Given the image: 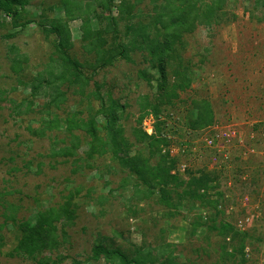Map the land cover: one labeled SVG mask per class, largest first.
I'll return each instance as SVG.
<instances>
[{"label": "rangeland", "instance_id": "1", "mask_svg": "<svg viewBox=\"0 0 264 264\" xmlns=\"http://www.w3.org/2000/svg\"><path fill=\"white\" fill-rule=\"evenodd\" d=\"M168 1L185 8V22L178 12L161 14L167 0L3 1L0 264H36L15 249L24 236L23 224L33 226L41 214H51L44 220L53 248L40 255L47 264H151V259L158 264L169 257L174 264H227L228 254L240 244L253 254L264 248V200L258 193L264 160L253 155L243 161V148L230 149L225 157L224 149L204 143L230 126L249 146L264 151V0ZM111 19L118 23L119 42L134 47L128 58L117 56L100 66L86 87L74 76V83L63 81L58 85L63 97L55 103L50 90L33 93L37 78L66 70L50 27H66L67 53L89 75L97 54L115 42L116 35L105 32ZM129 25H141L147 35L125 33ZM171 32L180 36L170 64L154 63L148 50L136 49ZM97 33L106 44L99 51L93 47ZM96 84L100 100L94 95ZM101 106L114 108L115 117L98 113ZM55 118V128L48 129ZM88 118L96 138L88 127L66 132L68 123L82 126ZM150 136L164 142L152 146ZM113 140L127 144L130 158L137 153L151 158L157 165L154 186L142 185L120 166L116 159L123 154L113 156ZM64 147L71 152L65 157L59 151ZM161 155L176 160L174 167L158 169ZM199 178L208 181L199 190L204 200L183 195L188 181ZM162 191L169 194L171 207ZM219 191L221 205L209 208ZM245 215L252 222L248 236H234ZM97 244L111 253L95 255Z\"/></svg>", "mask_w": 264, "mask_h": 264}, {"label": "trees", "instance_id": "2", "mask_svg": "<svg viewBox=\"0 0 264 264\" xmlns=\"http://www.w3.org/2000/svg\"><path fill=\"white\" fill-rule=\"evenodd\" d=\"M3 1L6 0H0V7L4 4ZM9 1V0H8ZM106 2H108L109 4H111V0H106ZM108 4V5H109ZM178 7V6H177ZM7 14H10L11 9L9 6H5L3 8ZM162 9L165 10L164 13H161L162 15H165L166 12H178V16L183 18V21L185 22L186 20V12H185V8H173V6L170 4V2L167 0V2L164 3V5L162 6ZM18 14L17 12L13 13V21H14V25H18L17 20H18ZM115 19H111V23L108 24L105 32L107 33H111L113 35V33L116 35L115 38H113V40L115 39L114 44H111L110 48L112 49H108V51L105 50H101V51H105L102 55L97 54V58L95 60V62L90 66L91 68V73L89 75H85L80 67L78 62H76L75 60H73L67 53V48L69 46V40H70V34L67 31L66 27L63 25H59V26H52L49 28V32L51 34L55 35V39H54V48H55V53L59 56L60 61H62V66L66 68L65 71L60 72V73H56V74H50L48 79H42L41 77L37 78V82L32 86V91L34 94L39 95L40 93L44 92L46 93V91L50 90L52 93V99L51 102L55 103L60 97H63V93L61 91H59V86L61 85V83L63 81L65 82H69V83H74V81H72V77L74 76V78L76 79H80L82 80L81 82L83 83L82 86L86 87L88 85V83H90L91 81H93L92 77L93 75H96L97 73V69L100 68V66H105L106 63H110L115 57L119 56V57H123L125 56L126 58H128V54H130V52L132 51V48H134L132 45L129 48L130 45H126L123 42H119V39L121 38L117 29V21H114ZM160 18L156 17V21L155 23H160ZM28 24V22H23L21 24L22 27H26V25ZM183 24H177V28L178 29H182L183 28ZM160 29H164V26L161 25ZM158 29V30H160ZM133 32V34L135 36L138 35V37L140 38L142 35H147V33H144V28L139 25L138 27H134L132 25H129L126 27V32ZM144 33V34H143ZM97 37V42L93 43V47L95 45L96 46V51H99L101 47H103L106 44H103L105 42L101 43V37L99 36ZM169 36L166 38V35L164 34L163 40H155V41H151L150 44L148 45V43L146 41L142 42L141 45L137 47L136 49L146 51V53H148V55L150 57H152V62L156 63V62H164V66L167 64H170V60L173 59L176 55L175 53V49H174V44H175V39L179 38L180 33L176 32V33H168ZM144 38V37H143ZM169 38V39H168ZM135 40L137 39H133L131 41H129L128 43L133 44V42H135ZM164 41H168L169 44L164 43ZM151 47V48H150ZM113 48L115 51H117V54H113ZM94 49V48H93ZM94 49V50H95ZM108 56V58L106 60H104V57ZM73 69L74 72H70V70ZM76 72V74H75ZM164 73V71H163ZM185 79V78H183ZM95 83V82H94ZM59 85V86H58ZM96 89L94 91V95L95 97L100 100L99 95L97 94V91H99L101 89V87L96 84L95 85ZM43 89V90H42ZM17 109H20L21 105L16 106ZM29 108V105H28ZM98 113L104 115L105 117H115L114 115V108H103V106L100 107V110L97 111ZM142 120V118H141ZM140 120V122H141ZM58 123V120L55 119H51L49 120V122L47 123L48 125V129H54L55 125ZM141 124V123H140ZM77 127H82V128H86L88 127V132L89 135L96 138V130H95V124L93 122V119L88 118V120L82 124V126H79L77 124H67L66 127V132L71 133L72 130H77ZM156 131V129H155ZM159 133V130L157 131ZM152 139H154L152 146L154 145H159L161 142H164L163 139H157L156 137L150 136ZM110 150L113 153L114 157H117V153L122 152L123 156L117 157V161L120 163V166H122L123 168L127 169V171L135 176L137 178V180H139L141 182L142 185H147V186H154L153 183L151 181L152 178L151 176L156 175L154 174L155 170H156V166L151 163V158L148 157V155H142V154H136L133 158L126 156L129 148L127 146V144H123V143H113L110 144ZM144 147V146H143ZM141 148L140 150H145L144 148ZM59 151H61V153L64 155H68L70 154V149L69 147H64V148H60ZM159 151V150H158ZM87 155H91V152H86ZM85 154V155H86ZM168 156L166 155H161L160 156V161L158 163V169L160 170H168L170 168L174 167V163L176 160L172 161L167 159ZM157 169V170H158ZM171 180L175 181V178H171ZM172 182V181H171ZM207 180H203L201 178L195 180L192 179L190 181H188L187 183V187L188 189L186 191L183 192V195L191 198V199H201L204 200L205 196L201 195L199 193V190L202 188H207ZM220 183V182H219ZM181 184H178V186H180ZM255 185V184H254ZM252 185V186H254ZM219 187V184L217 185ZM162 200L164 201V203L167 204V206L171 207V203L169 201V194L162 191ZM183 196L179 195V198H182ZM223 197L222 192H217V195L215 197L214 200H210L208 201V206L209 208H213V209H217V207H219L221 205V202L219 199H221ZM171 200V198H170ZM208 200V199H207ZM222 211V210H221ZM60 213H57L56 216H59ZM51 214H41L39 220H37V222L32 226V225H26L23 224L22 227H24L23 230V237L20 239L16 249H15V253L16 254H22L26 257H28L29 259L33 260L36 262V264H47V258L44 257H40V255L45 252V251H49L53 248V244L50 243V240L48 239V225L45 222L44 219L50 217ZM223 228L228 229L229 225L225 224L223 225ZM231 228V227H230ZM232 231V229H231ZM234 236H241L242 238L247 237L248 236V232H244V233H239L237 230L236 232L232 231ZM231 237L233 238V236L231 235ZM231 238V239H232ZM246 245H239V247L237 249L231 250L230 254H228V256L231 257V261L227 264H243L245 263V249H246ZM224 248H222L223 250ZM94 253L95 255L98 254H103L105 256H108L111 251L110 250H105V248L103 247V245L101 244H97L94 248ZM239 255V256H238ZM224 256V255H223ZM240 257V259H238V257ZM240 260V261H239ZM151 264H157L158 260L156 259H151ZM133 263V262H132ZM134 263L136 264V262L134 261ZM131 264V263H130ZM158 264H174L172 263L170 257L169 260L168 259H164L161 262H159Z\"/></svg>", "mask_w": 264, "mask_h": 264}, {"label": "built area", "instance_id": "3", "mask_svg": "<svg viewBox=\"0 0 264 264\" xmlns=\"http://www.w3.org/2000/svg\"><path fill=\"white\" fill-rule=\"evenodd\" d=\"M258 141V139L256 140ZM205 146L209 149H216L217 151L223 150L224 156L227 157L229 154L230 149L233 148H243L242 152V160L245 161L246 156L247 158L253 155L261 157L264 160V151L260 147L252 148L249 146V142H247L244 138L239 137V133H237L233 128L230 126L225 128L221 132L213 133V135L207 136L204 139ZM258 143V142H257ZM172 152H174L172 150ZM184 152V151H182ZM258 193L260 194L261 198L264 200V185L258 187ZM245 201H247L248 197H244ZM243 204H245L243 202ZM251 217L249 215H245L244 217L240 218L237 221L236 228L239 232L244 233L248 230L251 225ZM245 263L243 264H264V248L258 252V254H253V251L250 248L245 249Z\"/></svg>", "mask_w": 264, "mask_h": 264}]
</instances>
